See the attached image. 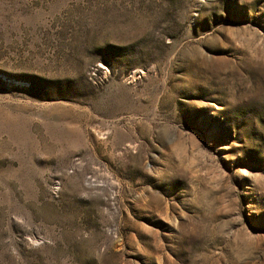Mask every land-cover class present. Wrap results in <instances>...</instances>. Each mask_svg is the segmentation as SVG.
Instances as JSON below:
<instances>
[{
    "label": "rangeland",
    "instance_id": "374dc122",
    "mask_svg": "<svg viewBox=\"0 0 264 264\" xmlns=\"http://www.w3.org/2000/svg\"><path fill=\"white\" fill-rule=\"evenodd\" d=\"M0 264H264V0H0Z\"/></svg>",
    "mask_w": 264,
    "mask_h": 264
}]
</instances>
